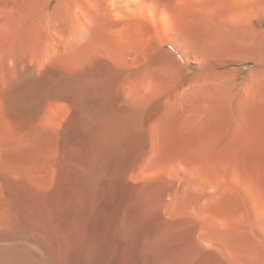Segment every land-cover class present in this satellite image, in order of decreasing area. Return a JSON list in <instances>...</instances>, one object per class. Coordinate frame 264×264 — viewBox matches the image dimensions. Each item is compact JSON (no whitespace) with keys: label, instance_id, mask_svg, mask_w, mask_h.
Instances as JSON below:
<instances>
[{"label":"rangeland","instance_id":"obj_1","mask_svg":"<svg viewBox=\"0 0 264 264\" xmlns=\"http://www.w3.org/2000/svg\"><path fill=\"white\" fill-rule=\"evenodd\" d=\"M42 1L0 0V178L15 177L39 194L55 189V166L63 149L60 134L58 138L54 133L77 119L70 98L59 95L68 81L79 88L75 95L97 93L101 121L110 136L101 145L85 135L74 157L94 163L99 151L118 144L122 166L126 162L136 169L132 180L150 190L146 192L148 200H154L152 212L143 213L139 228L149 234L145 253L150 264H264V0H248L243 11L238 0H199L209 7L204 20L198 8L190 19L186 3L192 0H159L171 3L168 13L179 21L178 50L161 47L159 35L143 27L128 31L129 38L122 33L127 42L118 35L120 41L110 40L109 27L100 23L95 42L102 44L95 43L96 52L90 48L80 57L63 47L52 49L41 28L26 29L22 36L20 19H28ZM67 1L62 0V9ZM98 1L100 5L105 0ZM86 5L81 7L88 9ZM188 21L195 25H186ZM169 49L175 50L174 58L188 61L182 69L156 65L169 62L163 53ZM23 70L41 71L42 76L32 79ZM175 72L180 76H173ZM43 133L47 144L40 141ZM11 152L14 160L7 159ZM139 171L152 180H141ZM130 196L124 193L121 201ZM167 200L169 207L165 202L158 206ZM113 216L106 235L115 230Z\"/></svg>","mask_w":264,"mask_h":264},{"label":"bare ground","instance_id":"obj_2","mask_svg":"<svg viewBox=\"0 0 264 264\" xmlns=\"http://www.w3.org/2000/svg\"><path fill=\"white\" fill-rule=\"evenodd\" d=\"M53 1L54 0H43L38 8H36V6L32 10L28 19H20L19 28L22 36V32H25L26 29L35 30V28H41L44 30L45 35H47L46 38L48 42L51 43L50 46H52V49L53 47L54 49H60V47H63V49L68 51V53L70 52V54H79V57L80 53L85 52V50L93 47L97 48L93 45L97 43L95 41L99 38L96 36L95 30L99 27L97 25L100 23L109 27V30H107L110 31L109 33L112 38H110V40H117L118 36L119 38H122V33H125L124 35L127 36L129 35L128 31H131L132 29L142 30L143 28H149L159 35V39H157L158 42L160 40L161 47L172 46L176 50L177 46L180 45L177 36V32L179 31L178 26L180 25L178 24L179 21L178 23L175 21V19L168 13L169 9L167 8L169 5L170 8L172 7L171 3L173 0H171V3L168 2L167 4L161 3L159 0H105L102 4L100 3V5L96 2L98 0H93V4L96 2L95 6H93L92 2L88 3L90 0H88V2H86L87 0H81V2H85V4L79 3L80 5L76 2L78 0H72L73 2L71 0H64L68 2V4L66 3L67 7L64 9L60 7L62 0H56L54 3ZM249 1L238 0V2H236L238 8L243 11L247 8ZM174 2L175 1H173V3ZM198 2L192 0L190 3H186L187 5H190L191 8L190 9L188 8L189 6H186V9H190L188 12H191L192 10L189 14L190 19H195L194 15L201 11L203 12V19L201 20H204L208 17L207 10L209 7L205 1L202 2L198 0ZM63 3L64 2H62V4ZM88 4H92L90 5L91 7ZM51 5L52 8L49 9ZM81 5L89 6L90 9L93 6V8L92 10H89V7L88 9H84ZM97 5L99 7H97ZM199 5L201 8L197 7ZM196 8L200 9V11ZM195 10L199 12H195ZM186 20H188V17ZM188 22L189 23L186 22V25H192L193 23V21ZM193 24L195 25V22ZM140 27L143 28L140 29ZM124 35L123 37H126ZM127 37L129 38V36ZM152 38L153 37L151 36V39ZM126 40L127 39H121L122 42H125ZM97 41H99V39ZM148 42L150 41L148 40ZM147 45H145V47ZM105 46L104 48H106ZM100 49L101 48L99 47V50ZM174 49L163 51L164 55L166 54L169 57L168 63L161 62L158 64L156 63V65L165 67L168 64L170 66H167L168 70L169 68H175L176 65H181L182 67H179L182 69V63H186V59L183 60L184 58L181 59L179 56H175L174 58L173 54L176 53ZM90 50H93L94 52L95 49L93 48ZM108 50H110V48ZM164 55L160 58L163 59ZM22 58L19 60V64L20 68L24 69L26 61ZM101 58H104V56ZM160 58L157 59L160 60ZM165 58L166 57H164V60ZM158 60L154 61L159 62ZM101 64L108 67L110 65L107 59H102ZM154 64L155 63L152 62L151 65ZM156 65L155 67L153 66L154 69L157 67ZM175 71L177 70L175 69ZM24 72L25 71L23 70L22 73ZM171 72L173 73V71ZM25 73L32 79H34L33 77L37 78L42 76L41 71H28ZM84 75H91V73ZM175 75L177 77L180 76L177 72H175L173 76ZM81 76L83 75H80L79 77ZM60 90L62 94L59 95L70 98L68 99L72 102L75 108L77 119L68 124H66L67 122L65 121L66 126L65 124L63 125L65 127L62 126L63 128L58 126L57 128H61V130L57 129L59 132L57 133L56 130V133H54L56 134V137L60 134V142L58 143H60V146L63 149V155H61L62 153L60 154L62 159L57 160L58 163H56L57 161L55 160L57 165L54 164L56 165L55 174L57 176V181H55L57 182V185L54 190L51 189V191H53L50 194H39L29 187L28 184L14 179L15 177L9 178L2 176L0 178V187H2V192L0 193L3 194V199L0 200V208L2 211L0 216V264H150L147 254L145 253V250L150 243L148 237L149 234L147 235L146 232L141 234V230L139 229L143 213L146 212L148 216V211L152 212V208L150 207H152L151 204L153 199L149 198L150 200H148L146 192L147 187L145 188L144 183L136 185L132 180L136 169H131L128 165H124L126 162H123L124 164L122 166V161L119 157L120 149L118 148V144L116 146L114 145V147L105 148L104 151L102 150L103 153H99V151L97 154V157L100 155L99 159L97 158L95 161L93 158L94 163H90V160L89 164H87V161L86 163H83L81 161H84L85 158H81L82 160L79 161L80 157L79 159L74 157L76 146H79L80 148V146L83 145V138L85 135L97 138V142H100L101 145L102 143L104 144V141L106 140L108 142V138L110 137L107 134L108 129H106L108 125L106 126V124L102 122L103 120L101 121L103 108L101 110L97 103L96 92H89L87 97H83L79 93V95H75L74 93L77 92L79 88L70 84L68 85V81L66 86H63V90L62 87ZM117 133H119V131ZM45 135L43 133L44 137ZM46 137L42 140L39 139L43 142L42 144H47V142H44L47 141ZM111 137L113 138V136ZM124 142H126L125 139ZM6 156L8 157L7 159H15L14 152H11V154L7 153ZM89 159L92 160L90 154ZM145 170L146 169H144V171ZM138 173L141 175L143 172L141 173L139 171ZM144 174L146 173L141 175V180H143V176H145L144 178L147 177V174ZM139 175H137V179H139ZM149 177L150 180H152V176L149 175ZM140 179L139 181H141ZM147 179L149 180L148 177ZM54 185L55 184L53 183L52 186ZM133 185L135 186V191L132 189ZM174 185L177 184L175 183ZM113 190L114 197H111L110 193ZM124 193L125 195L127 193L131 196L128 200L122 202L121 199ZM161 197L164 198L163 196ZM167 197L168 196H166V199ZM169 200L172 202V198ZM149 201H151V203ZM162 202H160L161 204H158L159 207L160 205L163 206L164 202L167 204L168 200L167 202ZM169 204H167V207H169ZM172 204L174 203L172 202ZM159 207L158 209H160ZM171 207L173 206L171 205ZM163 208L166 207L164 206ZM163 211L164 209H162V212ZM157 213L160 214V212ZM113 215H116L118 220H115ZM152 215L154 214L151 213L150 216ZM112 216L117 223H115L116 226L113 227L115 230H113L112 233V227L110 228L111 234H108V236L106 235V230H109L107 227ZM145 225H147V223L144 224L143 227H146ZM161 235L159 234V237ZM164 243L167 244V242ZM148 251L149 249H147V252ZM155 254L157 255V253ZM154 257L156 258V256Z\"/></svg>","mask_w":264,"mask_h":264}]
</instances>
